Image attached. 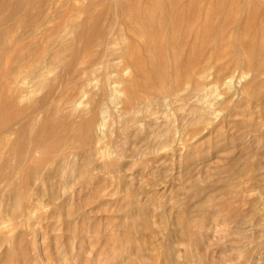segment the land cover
<instances>
[{"label": "rangeland", "instance_id": "374dc122", "mask_svg": "<svg viewBox=\"0 0 264 264\" xmlns=\"http://www.w3.org/2000/svg\"><path fill=\"white\" fill-rule=\"evenodd\" d=\"M18 1L0 0V32H4L0 34V154L15 148L24 156L29 155L28 160L32 161L33 157H40L41 153L56 148L53 144L47 143L41 144L33 156L28 151L31 146L29 122L25 119L21 120L20 114L31 100L44 97L55 100L62 92L64 96H74L72 99L73 102H77V108H71L70 114L52 113L54 116L52 114L49 116L53 121L66 116L65 118L73 122L91 108L104 90L108 95V100L104 104L108 115L102 133L97 130L94 134L95 139L100 136L102 139H97L98 141L95 140L93 143L95 151H98H94V166L103 165L112 157L106 151L112 149L110 141L118 133L117 118L114 116L127 106L129 100L138 97V101L141 102L145 98L140 89L143 82L141 66L147 64L149 53L146 50V38L138 34L135 9L130 6L125 12L121 7H116L112 0H43L40 7L41 0H32L30 3L26 2L25 11L12 15L10 11L13 10V4ZM122 1L140 3L148 0ZM89 3L95 4L92 12L86 9ZM40 9L41 13H39ZM97 16L100 20L95 19ZM71 21H85L87 28L93 27L97 31H102L101 29L106 25L105 28L110 27L111 31L115 25L116 29L113 27L112 32L105 34L107 40L105 43L108 42L109 50L113 49L112 55L106 58L112 61L107 62L110 68L104 66L96 71L85 68L87 60L94 59L101 62L98 59L99 54L96 55V51L103 49L98 39L96 40L98 35L86 50L75 57L72 56L73 52L69 48L57 45L53 46V49L52 46L49 48L51 41L58 39L64 33L62 28ZM39 25H44L46 29L28 34L30 28ZM85 34L87 35V32ZM67 35L73 36V33ZM109 38L112 41H109ZM243 38L244 42L251 40V36H243ZM85 42L86 38L81 37L78 42L81 49H84ZM124 42L129 53L139 55L141 63L131 60L128 56L121 57L115 52V49L117 50L118 47L120 49ZM255 53L258 56L259 52ZM58 55L74 58L56 66L53 59ZM116 55L120 58L118 59ZM36 57L46 58L44 70L51 78L58 76V81L51 90L45 91L39 87L36 75L30 71ZM21 58L24 61L20 63V68L26 73L17 82L11 76V71L19 67L18 61ZM230 58L227 56L226 59H221L222 63L218 62L215 65L206 79L204 91L199 96L192 97V101L189 100L196 102L199 97L219 106L230 98L232 105L229 109L218 107L220 119L212 127L205 126L206 128L198 131L191 126L184 129L181 120L184 116L190 115L189 105L179 109L177 105L180 103L175 102V97L170 96L168 97L170 99H166L167 103L165 101L161 108L159 106L158 110H155L154 118H158L161 114L162 118L159 117V121L155 118L159 126L167 119L172 120L178 138L174 143L177 144L150 143L152 142L150 138L155 135L154 131L161 136L163 131L159 132V130L163 127L156 128V122H153L152 127L154 125L156 130H150L151 132L148 133L150 119L143 116L144 119H148L144 123H139L142 124L143 133L132 128L133 133L130 130L127 135H122L125 138L119 137L121 146L119 152L121 150L123 153L120 152L122 160L115 164L117 172L111 167L104 171H91L89 177L81 183L68 185L65 177L56 176L54 180L59 185L56 202L46 199L36 203L38 205L36 214L32 215L28 212L29 215L20 226L13 225L14 220L4 228L0 225L3 229L10 227L12 231L18 230L21 233L27 251L26 264H67L68 262V264H128L127 253L119 256H111L110 253L121 234L118 224L131 218L135 214L133 207L140 204H149L153 209L151 227L156 232L157 244L159 243L156 251L142 252L145 258L141 264H165L166 258H170L168 260L171 262V256L168 254L170 242L167 243V239L163 237L166 232L162 230V222L164 220L168 228L176 233L177 229H174V226L178 218L185 220L188 217L195 221V231L200 224L206 225L203 236H198L193 245L195 254L198 255L197 264H264V73L258 77L260 82L262 81L263 88L260 86L256 96L246 97L244 90L245 92L248 90L245 86L249 80H254L253 67L247 64L241 66ZM98 66H100L99 62L95 67ZM183 78L189 79L191 85L202 83V79L191 72L181 76L180 80ZM230 79L232 82L228 85L226 82ZM82 87L84 93L80 92ZM182 87L184 88L183 85ZM180 88L178 94L187 92L186 88V90ZM110 97L113 100H110ZM50 100L47 102L49 103ZM50 104L47 106L49 107ZM158 111H160L159 115ZM140 115L142 116V113ZM44 116L45 114L42 113L40 117ZM144 127L147 129L145 130ZM70 168V165H67V170ZM242 170L247 172L238 175ZM259 174L261 176L252 177ZM224 178L232 184L231 191H234L232 194L221 191L225 184L222 180ZM207 199L211 200L212 206L209 204L202 208L197 206V204L201 206L200 204ZM178 201L182 202V207L179 206ZM245 219L246 227L242 223ZM241 228L248 232L250 236L248 239H241L242 237L238 235L237 232ZM177 236L178 233L175 234V237ZM11 238L16 241L18 237L12 235ZM145 240H149V236L146 237L144 234L138 241L142 243ZM174 240L179 241L178 237ZM244 244L246 247L243 246ZM188 245V240H182L181 246L178 247L180 256L178 259L186 257L184 253L187 254ZM58 251L61 254L57 253ZM7 254L8 258L6 255L2 256L4 254L0 258L8 261L11 256L14 257L13 246L7 247ZM196 263L191 259L187 262V264ZM10 264L15 263L10 262ZM170 264L175 263L172 261Z\"/></svg>", "mask_w": 264, "mask_h": 264}, {"label": "bare ground", "instance_id": "6f19581e", "mask_svg": "<svg viewBox=\"0 0 264 264\" xmlns=\"http://www.w3.org/2000/svg\"><path fill=\"white\" fill-rule=\"evenodd\" d=\"M27 1L30 3L32 0H19L14 3L12 7L13 10L10 11L12 15L25 11V4ZM112 1L115 3L116 7L119 6L124 10L130 6H132L133 10L135 9L134 16L135 24L139 31L138 34L140 37L146 38V50L149 53V59L147 64L141 66L143 82L140 86L145 98L143 100L140 98L142 100L141 102L138 101V97H135V99L133 98V100L130 98L132 101L129 100V103H127V106H125L124 109L119 112L116 111L118 115L114 117L117 118L118 130H116L118 133L115 134V136L113 135L115 138L110 141L112 149L108 147L110 150L107 148L108 151H106L108 154H111L112 157L110 156L111 159L108 158L109 160L100 166H94L95 164L93 163L95 151L93 143L97 139H102L100 135H98L100 137L97 136L98 138L95 139L94 134L97 130L102 133L101 131L106 123V115H108L107 107L104 106L105 102L108 100L106 91L103 90L99 99L97 98L95 103L92 102L93 105L91 108H89V110L87 109V111L85 110L86 112L83 113L82 116H79L78 120H74L73 122H71L70 119L65 118L66 116L59 117L58 121H53V119L50 120L49 116L52 113L56 115H62L63 113V115L70 114L71 108H77V102H73L72 99L74 96L67 97L64 96L62 92L58 99L55 100L47 99V97L31 100V103L20 114L21 120L25 119L29 122L28 131L30 133L29 140L31 146L28 151L33 156L41 144L47 143L51 145L53 144V147L56 148L54 150L50 149L52 151L47 150L41 153L40 157H33L32 161L28 160L30 159L29 155L24 156L20 150H16L15 148H11L5 153L0 154V225H3V228L11 224L13 220L15 222H12L13 225L19 224L20 226L30 213H32V215L36 214L35 211L38 206L36 203L38 202L41 203L46 199L56 202L59 190V185H57V182L54 180L56 176L65 177L64 179H66L68 185L70 183H81L82 180L89 177L88 175L91 171H104L110 167L114 168L116 171L115 164L122 160L120 153L122 151L120 150L119 152V147H121L119 145V137L127 135V132L132 128L142 131L143 133L142 124L139 125V123H144L147 118L150 119L148 122L149 131L147 132L149 133L156 130L154 125L152 127V123L156 122V119L159 121V117H162L160 114V116H158V118L155 117V119V110H158L157 108L159 106L161 108L166 99L170 96L175 97V102L180 103L177 105L179 109L183 106L185 108V106L189 105L190 115L184 116L181 120L184 129L185 127L191 126L198 131L205 126L212 127L218 119H220L218 107L221 106L225 109H229L232 105L230 98H227L226 101L220 103L219 106H216L208 100L200 99L199 97L196 102H189V100L192 101V97H197L202 91H204L206 79L213 71L215 65L222 61L221 59H226L227 56H230L236 64L252 65L254 76L251 74V77L253 76L254 80H249L252 81L251 84H248V81L245 86V89L248 90V92H245L244 90L246 97L249 96L252 98L256 96L257 92L260 91V86L263 88L261 85L262 81L260 82L258 77L264 73V0H148L140 3L122 0ZM42 2L43 0L39 3V7L42 5ZM94 6L95 4L89 3L86 7L87 11L92 12ZM41 11L42 10L40 9L39 13H41ZM95 19L100 20V17L97 16ZM84 22L71 21L64 26L62 28V32L64 33H62V35L55 41L52 40L49 44V48L52 46L53 49V46L56 45L69 48L73 52L72 56L75 57L77 54L81 53V51L86 50L87 46L90 45L95 36L98 35L96 40L98 39L97 41L103 49L96 51V55L99 54L98 59H100L101 62L94 59L87 60L85 68L96 71L104 66L107 67V62L112 61H109L106 58L108 55H112L113 49L109 50L108 42L105 43V41H107L105 40V34H107L106 32H112L115 25L113 26L114 28H111V31L110 27L105 28L107 25L104 26V29L102 27V29L100 28L102 31H97L96 28L93 29V27L90 29L87 28ZM44 29H46L44 25L35 26L30 28V33L28 34L42 31ZM86 32L87 35L85 34ZM3 33L4 32H0L1 35ZM69 33H73V36H68L67 34ZM260 34L263 36L259 37L258 35ZM243 36H251V40L244 42ZM81 37L86 38L84 49H81L78 45ZM109 39V41H112L111 38ZM124 41L126 40L124 39ZM112 44L113 43H111V45ZM105 47L106 49H104ZM135 50H137V48ZM115 52L118 55H121V57L128 56L131 60L140 62L139 55L129 53L130 51L125 42L120 46V49L119 47L117 50L115 49ZM255 52H259L258 56H256L257 54ZM72 56L69 58L66 55H58L53 59V63H55L56 66L65 64L69 59L71 60V58H74ZM45 57H36L33 60L32 69L30 71L36 75L38 86L46 91L54 88L58 81V76L51 78L44 70L46 63ZM111 57L112 56H110V58ZM119 58L120 57L118 56V59ZM23 61V58H21L18 61V64ZM98 62L100 63V66L95 67ZM111 65L113 64L111 63ZM20 67L21 64L17 69L11 71V76L17 82L20 81L26 73ZM188 72L199 76V78L202 79V83L199 82L195 85H191L189 79L183 78V80H180V77L187 75ZM231 82L232 80L230 79L226 83L230 85ZM179 88L182 90L187 89L186 93L183 92L185 95L183 93V95L178 94V91H180ZM80 92L84 93L83 87L80 89ZM132 97L134 96L132 95ZM48 100H50L49 103H51V107L47 106L49 104L47 102ZM110 100H113V98L110 97ZM170 102L171 101H169V103ZM42 113H44L45 116L41 118L40 116ZM140 113H142V116ZM159 113L160 111H158L157 114L159 115ZM167 114L166 117H168ZM143 116H147V118L144 119ZM163 122L164 123L160 125L163 129L159 130V132L163 131L161 132L163 134L159 136L156 134V131H154L155 135L153 138H150V141L152 142H148L152 144L162 142L166 145H170L178 140V138H176L175 128L172 126V120L167 119ZM114 123L116 124V121ZM160 126L157 125L156 122V128ZM134 133L136 132L134 131ZM128 137L130 136L128 135ZM95 152L98 151L96 150ZM53 164H55V166H53ZM49 165L51 167H48ZM67 165H70L71 167L68 170ZM242 172L247 171L242 170L238 172V175ZM257 176L261 175H252L253 178H256ZM222 180L225 184L222 186L221 191L226 194H232L234 192L231 191L233 189L232 184L227 182V178ZM177 203L182 207L183 204L181 201H178ZM206 204L212 206L211 200L207 199L206 202L200 204L201 206L198 204L197 206L202 208ZM128 205L129 203L127 206ZM133 208L135 209V214H133L131 218L123 220L118 224L119 229H121V234L116 240V244L110 255L119 256L127 253L128 264H141V261L145 258L144 253L142 252L149 250L156 251V249L159 248V243L157 244L156 232L151 227V216L153 215L151 205L140 204L135 205ZM28 212L29 214H27ZM178 219L174 229H177L176 233H178L177 237L179 241L174 240L177 238L175 237L176 233L168 228V225L164 220L162 222V230H164L163 232H166L163 237L167 239V243L170 242V251H168V254L171 256V262L174 261L175 264H187L188 260L191 259L196 263L198 255L195 254L196 252L193 249V245L197 241L198 236H203L206 225L200 224V227L195 231L194 228L196 227V223L194 220H191L190 217L185 220L183 218ZM242 223L245 226L247 220L245 219ZM169 224H171V222ZM3 228L0 227V256L4 254L2 256L6 255L8 258V246H13L15 256H11L8 261L2 260L1 257L0 264H10V262H14L15 264H26L27 258L25 255L27 251L23 244L24 242L21 233L18 232V230L12 231L10 227ZM237 233L242 237L241 239H248L250 237L248 232L242 228ZM144 234L146 237L149 236L150 241L145 240L140 243L138 240ZM12 235H17L18 238L16 241L11 238ZM185 239L189 241L187 248L188 252L187 254L184 253L186 257H183V259L180 260L178 259V257H180L178 255V247L181 246L182 240ZM171 242L173 243L172 245ZM244 242L248 243L246 240H244ZM245 244L243 245L244 247H246ZM240 246L242 245L240 244ZM57 253L61 254L60 251ZM3 259L5 258L3 257ZM168 259L170 258H166L165 264L171 263Z\"/></svg>", "mask_w": 264, "mask_h": 264}]
</instances>
